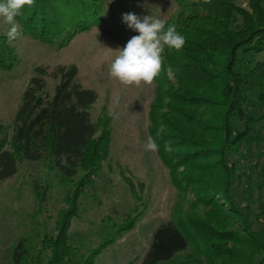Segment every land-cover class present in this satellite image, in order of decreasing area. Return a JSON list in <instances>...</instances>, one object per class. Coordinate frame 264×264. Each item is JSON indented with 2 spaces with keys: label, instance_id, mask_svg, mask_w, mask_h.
<instances>
[{
  "label": "trees",
  "instance_id": "16d2710c",
  "mask_svg": "<svg viewBox=\"0 0 264 264\" xmlns=\"http://www.w3.org/2000/svg\"><path fill=\"white\" fill-rule=\"evenodd\" d=\"M174 1L178 10L165 21L166 27L175 24L186 43L178 52L164 49V71L154 81L149 105L148 133L172 183L181 194H194L206 210L198 219L179 211L161 223L141 264H186L177 256L196 236L204 239L214 264H242L244 258L247 264H264V200L257 212L250 210L252 196L246 204L239 203L237 189L245 166L232 156L242 145L258 141L264 131V0H247V6L239 0ZM103 11V0H35L16 20L23 35L62 48L99 25ZM16 62L11 41L0 34V69ZM47 69L34 68L12 125L0 124V184L24 159L47 161L70 180L82 169L85 184L110 154L112 117L105 106L94 119L91 114L97 93L80 85L73 65L56 67L59 78L50 93ZM262 178L258 188L264 185V174ZM74 211L73 207L63 214L56 236L45 243L49 255L34 264H93L105 245L137 220L129 214L112 237L74 260L75 251L67 244ZM24 250L21 242L14 247L13 264H29Z\"/></svg>",
  "mask_w": 264,
  "mask_h": 264
},
{
  "label": "rangeland",
  "instance_id": "374dc122",
  "mask_svg": "<svg viewBox=\"0 0 264 264\" xmlns=\"http://www.w3.org/2000/svg\"><path fill=\"white\" fill-rule=\"evenodd\" d=\"M103 1V21L77 34L62 48L23 35L19 26V36L11 41L17 62L10 69H0V124L8 128L37 65L48 68L46 89L50 93L59 78L54 75L56 67L75 66L80 85L97 93L91 107L92 118L102 106L112 117L110 154L100 172L85 184L81 183L82 169L70 180L63 178L47 161L27 159L21 160L17 172L0 184V264H13V249L19 242L25 249L27 263L34 264L38 257L45 259L50 252L45 246L48 237L56 236L63 214L73 207L67 244L75 251L74 260L112 237L129 214L137 216L134 227L115 235L93 264H141L152 234L161 223L179 211L186 218L198 219L206 210L203 203L196 202L194 194L179 192L157 150L145 151L144 144L150 137L148 115L154 83L143 88H125L109 76L118 49L139 34L123 22V14L166 21L176 13L177 5L174 0ZM239 2L247 6V0ZM9 27L0 21V34L7 35ZM260 137L258 141L242 145L232 155L245 166V176L237 189L239 203L246 204L247 197L252 196L250 210L253 212L259 210L258 204L264 200V185L258 188L264 174V131ZM246 151L249 152L246 158L241 157ZM259 189L262 194L258 196ZM73 196L77 198L72 205ZM226 221L234 225L231 220ZM203 241L202 236H196L177 260L186 264H214ZM242 247V243L236 245L239 251ZM240 260L247 264L245 258Z\"/></svg>",
  "mask_w": 264,
  "mask_h": 264
},
{
  "label": "clouds",
  "instance_id": "9594fccd",
  "mask_svg": "<svg viewBox=\"0 0 264 264\" xmlns=\"http://www.w3.org/2000/svg\"><path fill=\"white\" fill-rule=\"evenodd\" d=\"M211 0H204L210 3ZM35 0H0V21L9 25L7 37L9 41L19 36V25L16 20L23 9L31 8ZM123 22L128 28L138 32L127 44L118 49V54L112 60L109 76L117 80L125 88H143L151 86L163 69V53L169 50L180 51L186 43L185 37L177 31L175 24L167 25L159 18L141 17L134 13H125ZM169 77L173 75L171 67L167 70ZM145 151H156V141L149 137L144 144Z\"/></svg>",
  "mask_w": 264,
  "mask_h": 264
}]
</instances>
